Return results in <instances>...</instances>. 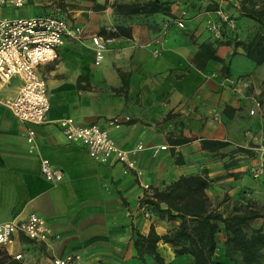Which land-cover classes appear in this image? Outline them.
<instances>
[{
    "label": "crops",
    "instance_id": "obj_1",
    "mask_svg": "<svg viewBox=\"0 0 264 264\" xmlns=\"http://www.w3.org/2000/svg\"><path fill=\"white\" fill-rule=\"evenodd\" d=\"M120 1L25 0L19 8L35 11L23 15L0 5V18L54 15L86 32L79 41L65 37L59 58L38 66L50 105L46 121L32 125L35 151L26 143L28 125L0 104V223L36 213L53 232L46 242L15 233L0 245L8 256L2 264H53L54 257L69 253L80 255L84 264H156L144 247L139 254L136 234L153 229L163 235L178 220H168L144 199L150 189L163 190L182 175L202 173L209 181L206 194L220 209L245 200L264 206V174L250 173L264 158V63L255 65L233 44L250 35L253 21L234 18L233 39L216 40L206 28L214 11L207 7L223 0H191L195 5L184 28L173 17L186 0L172 4L173 16L145 17L115 13ZM229 1L236 7V0ZM117 25L130 28V35L109 36ZM91 35L106 40L98 63ZM202 43L214 47L217 58L200 67L195 54ZM21 85L12 77L0 84V96L13 97ZM254 98L261 106L251 115ZM63 117L98 124L122 149L142 144L133 155L135 169L95 161L84 145L65 138L57 122ZM114 118L119 127L108 124ZM208 140L226 144L203 147ZM159 145L167 148L152 155ZM42 158L62 169L60 182L42 176ZM223 242L218 234L214 264H233L223 255ZM156 252L165 263L194 264L192 256L177 254L163 240L156 242Z\"/></svg>",
    "mask_w": 264,
    "mask_h": 264
},
{
    "label": "built area",
    "instance_id": "obj_2",
    "mask_svg": "<svg viewBox=\"0 0 264 264\" xmlns=\"http://www.w3.org/2000/svg\"><path fill=\"white\" fill-rule=\"evenodd\" d=\"M25 0H0V5L14 8L22 7ZM216 17L206 20V28L216 40L224 37L221 23L233 26L232 20L222 7L215 10ZM187 11L183 9L173 17L174 23L184 28ZM86 35L80 26L69 24L66 19L54 15H36L28 17L0 18V84H6L12 77L22 81L18 92L13 97H1L0 104L5 106L18 120L25 123L26 143L29 151L38 147V139L32 125L46 121L49 109L45 79L38 73L42 63L55 61L59 58L58 48L63 45L65 37L81 40ZM94 45L95 62L98 63L106 49V40L99 35H91ZM247 85V83H244ZM249 114L254 115L261 106V101L254 98ZM59 127L68 141L84 145L91 158L99 163L112 161L121 162L125 170L135 169L133 155L140 150L142 144H137L129 150L116 145L108 131L96 123L88 125L76 124L72 118L58 119ZM108 124L119 127L117 119L108 120ZM167 145L152 148V155ZM40 172L49 182L58 183L63 179V171L53 165L48 159L40 161ZM254 178L264 173V162L259 161L250 168ZM148 189L147 186H145ZM151 194V192H148ZM15 233H22L31 240L46 242L52 238L53 232L45 219L36 213H30L24 219H12L0 223V245L9 243ZM53 264H84L80 255L69 253L56 256Z\"/></svg>",
    "mask_w": 264,
    "mask_h": 264
},
{
    "label": "trees",
    "instance_id": "obj_3",
    "mask_svg": "<svg viewBox=\"0 0 264 264\" xmlns=\"http://www.w3.org/2000/svg\"><path fill=\"white\" fill-rule=\"evenodd\" d=\"M176 1H120L115 2L114 9L115 13L125 16H171V6ZM236 1V7L232 1H228L238 13L236 16L233 14L232 18L245 17L252 20L253 29L246 39L234 41V48L241 47L249 61L260 65L264 63V0ZM191 3L193 1L188 7L187 0L183 1L184 9L194 7L195 4ZM210 5L207 8L214 11L220 7L215 3L214 7ZM115 28L114 32H109V36L130 35L128 27L117 25ZM233 31L222 30L224 36L231 40ZM216 58L214 47L207 43L199 45L195 54L198 66L202 67L207 60ZM225 144L223 141L208 140L203 143V147L218 149ZM208 184V179L199 173L182 175L163 190L150 189L151 194L147 195L144 203L166 214L168 220H178V225L163 235H158L153 229L146 236L137 233L135 245L139 254L144 247V251L153 254L156 264H172L165 263L156 252V242L163 240L173 246L177 254L192 256L194 264H214L217 235L222 234L223 255L233 264H264V212L260 211L259 204L254 200H245L240 204L233 203L229 210L228 205L220 209L219 203L212 204L206 194ZM161 203L164 207L160 206ZM256 219H261V224L253 225ZM6 258L7 253L0 248V264Z\"/></svg>",
    "mask_w": 264,
    "mask_h": 264
},
{
    "label": "rangeland",
    "instance_id": "obj_4",
    "mask_svg": "<svg viewBox=\"0 0 264 264\" xmlns=\"http://www.w3.org/2000/svg\"><path fill=\"white\" fill-rule=\"evenodd\" d=\"M122 1H127V0H122ZM128 1H143V0H128ZM190 1L191 0H187V4H188V7L190 6ZM228 1L229 0H223L222 1V4H221V6L220 7H222L224 10H225V12L227 13V15L230 17V20H232V24H233V26L232 27H230L226 22H222L221 23V25H222V28H223V30H226V31H231V30H234V19L232 18V16H234L233 14H235V12H233L235 9H234V7L233 6H230L229 4H228ZM193 8V7H192ZM16 10H18V14H21V15H23L26 11L27 12H31L32 10H34L33 8H31L29 5L28 6H24L23 8H19V9H16ZM187 10V9H186ZM35 11V10H34ZM188 12H187V18H188V16H189V10H187ZM210 18H215V19H218L217 17H216V14H215V11H213V16L212 17H210ZM262 89H264V88H262ZM261 101V100H260ZM262 144H264V139H262ZM260 161H262V162H264V158H260ZM262 174H264V173H262ZM261 174V175H262ZM223 206H225L224 204H223ZM259 208H260V211H262V212H264V206H262L261 204H259Z\"/></svg>",
    "mask_w": 264,
    "mask_h": 264
}]
</instances>
